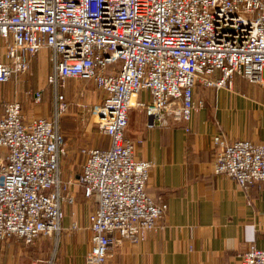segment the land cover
<instances>
[{
    "label": "built area",
    "instance_id": "1",
    "mask_svg": "<svg viewBox=\"0 0 264 264\" xmlns=\"http://www.w3.org/2000/svg\"><path fill=\"white\" fill-rule=\"evenodd\" d=\"M0 41V84L25 74L45 50L53 96L51 117L29 118L20 100L0 111V242L30 246L61 232L64 207L76 200L60 170L61 90L81 80L101 92L93 113L108 146L79 152L77 183L94 202L85 264H105L124 241L144 242L167 210L147 193L154 163L137 159L141 141L125 136L130 110L144 115L148 130L183 123L188 133L202 107L197 87L231 90L235 77L264 84V0H0ZM24 96L39 105L43 90ZM212 141L215 175L243 189L264 182V143L222 135ZM239 264H264V249L249 245Z\"/></svg>",
    "mask_w": 264,
    "mask_h": 264
},
{
    "label": "crops",
    "instance_id": "2",
    "mask_svg": "<svg viewBox=\"0 0 264 264\" xmlns=\"http://www.w3.org/2000/svg\"><path fill=\"white\" fill-rule=\"evenodd\" d=\"M2 46L0 41V61ZM239 79L234 78L231 90L195 89L194 100L201 101L202 107L192 114L188 133L183 123L148 130L144 115L130 110L125 136L141 141L135 146L137 159L154 163L147 193L157 203L166 204L167 210L158 228L148 232L144 242L124 241L113 247L105 264H239L249 245L264 249V182L243 189L231 178L213 173L215 135L230 141L264 143V84L248 85ZM11 82L14 84H0V111L6 102L22 101L20 82ZM97 94L100 103L101 92ZM139 99L145 100L147 95L143 93ZM31 107L23 105L29 118L49 116L30 115L35 111ZM52 114L53 100L49 117ZM5 155L0 152V162ZM73 184L71 191L76 196ZM74 205L64 207L65 217L56 238V262L46 259L48 240L42 238L26 246L11 239L0 242V264H85L91 248V211L87 217H76V212L71 211Z\"/></svg>",
    "mask_w": 264,
    "mask_h": 264
},
{
    "label": "rangeland",
    "instance_id": "3",
    "mask_svg": "<svg viewBox=\"0 0 264 264\" xmlns=\"http://www.w3.org/2000/svg\"><path fill=\"white\" fill-rule=\"evenodd\" d=\"M245 17L250 18L248 15ZM49 59L50 55L47 51H45L44 54L39 52L32 58L27 72L17 78L24 92L43 90V98L39 105L24 99V92L20 95L21 100L24 101L23 105L30 104L32 105L31 109L35 110L33 113L30 112V115L50 116L51 114V102L53 99L51 93L52 88L45 83L46 76L50 70ZM239 80L251 85V83L242 79ZM8 84H14V82L7 83L6 85ZM63 92L67 108L60 114L59 127L66 141V154L61 159L60 170L62 179L68 180L70 178L69 180H73V184L75 183L74 181H76V176L79 175L81 170L80 149L82 147L100 145H105L107 147L108 138L100 134L95 125V115L93 111L99 103L100 94H97L99 92L92 82L71 80L66 84ZM24 110L26 112V109ZM73 187L77 190L76 203L74 207L70 209L76 212V217H87L93 204L91 201L83 198L81 188L78 184H73ZM57 237L58 236L43 238L49 242V251L46 259L52 262H56V257L58 256Z\"/></svg>",
    "mask_w": 264,
    "mask_h": 264
}]
</instances>
